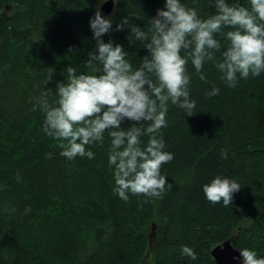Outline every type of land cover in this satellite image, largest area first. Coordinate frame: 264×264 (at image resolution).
Listing matches in <instances>:
<instances>
[{
	"label": "trees",
	"instance_id": "trees-1",
	"mask_svg": "<svg viewBox=\"0 0 264 264\" xmlns=\"http://www.w3.org/2000/svg\"><path fill=\"white\" fill-rule=\"evenodd\" d=\"M182 2L202 18L215 13L210 0ZM99 3L0 0V264H215L210 251L226 240L264 258V73L229 87L213 63L200 74L189 63L196 108L188 116L169 103L161 131L174 159L161 174L170 187L147 202L131 194L125 202L113 191L107 131L103 143L86 146L94 158L72 161L43 131L36 98L48 91L50 103L57 100L67 67L88 71L84 62L96 49L89 21ZM164 3L115 0L110 14L100 10L113 22L102 39L122 45L137 67L148 50L131 28L147 30ZM124 18L128 25L116 31ZM213 86L220 94L206 96ZM217 176L241 185L228 207L211 204L202 191ZM182 246L197 259L182 257Z\"/></svg>",
	"mask_w": 264,
	"mask_h": 264
},
{
	"label": "clouds",
	"instance_id": "clouds-1",
	"mask_svg": "<svg viewBox=\"0 0 264 264\" xmlns=\"http://www.w3.org/2000/svg\"><path fill=\"white\" fill-rule=\"evenodd\" d=\"M210 6L215 13L202 18L182 0H165L147 30L131 28L136 41L148 50L135 68L122 45L102 39L112 31L113 22L98 7L89 21L96 49L84 62L88 71L67 67V82L57 83L58 99L50 103L48 91L36 98L34 108L39 107L45 116L43 131L60 141V154L69 161L94 158L86 146L103 143L108 132L113 191L125 202L130 194L143 196L145 202L160 198L166 186L170 187L161 167L174 155L164 151L161 130L168 127L169 103L188 116L196 108L189 63L197 74L205 63H213L229 87H235L239 79L264 73V0H248V6L210 0ZM128 23L124 18L116 31ZM219 94L215 86L205 93L209 97ZM125 121L132 122L131 126L122 127ZM220 156L227 159V151L221 149ZM240 189L237 180L219 176L202 186L207 201L223 207L232 205ZM239 253L242 264H264L254 250L243 248ZM181 256L197 259L188 246L181 247Z\"/></svg>",
	"mask_w": 264,
	"mask_h": 264
},
{
	"label": "water",
	"instance_id": "water-1",
	"mask_svg": "<svg viewBox=\"0 0 264 264\" xmlns=\"http://www.w3.org/2000/svg\"><path fill=\"white\" fill-rule=\"evenodd\" d=\"M113 6V0H107L102 4L100 10L105 14H110L113 10ZM151 227L152 230L155 228L154 225ZM210 256L215 264H242V258L240 257L239 251L232 246L229 240H226L211 249Z\"/></svg>",
	"mask_w": 264,
	"mask_h": 264
},
{
	"label": "rangeland",
	"instance_id": "rangeland-1",
	"mask_svg": "<svg viewBox=\"0 0 264 264\" xmlns=\"http://www.w3.org/2000/svg\"><path fill=\"white\" fill-rule=\"evenodd\" d=\"M102 4H103V3H99V4H98L99 10H100ZM154 236H155V228L152 230V227H151V229H150L149 239L151 240ZM144 264H145V263H144ZM146 264H149V262L146 261Z\"/></svg>",
	"mask_w": 264,
	"mask_h": 264
}]
</instances>
